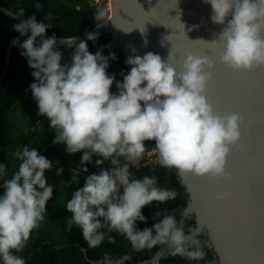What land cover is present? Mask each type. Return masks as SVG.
Here are the masks:
<instances>
[{
    "label": "clouds",
    "instance_id": "obj_1",
    "mask_svg": "<svg viewBox=\"0 0 264 264\" xmlns=\"http://www.w3.org/2000/svg\"><path fill=\"white\" fill-rule=\"evenodd\" d=\"M203 2L211 5V21L223 25L210 42L214 48L221 46L220 61L236 70L264 66V0ZM101 3L105 9H97L99 26L112 13L108 0L95 2ZM35 7L39 9L40 4ZM23 15L20 8L17 17ZM51 20V13L41 21L31 15L13 25L20 36H26L22 42L15 38L12 44L23 50L20 54L34 70L29 87L38 114L47 117L55 130L53 144L63 143L69 154L82 152L69 183L78 184L80 174L88 173L86 162L110 164L87 174L83 186L72 192L65 204L71 214L65 229L77 226L90 248L114 241L113 232L130 242L131 252L118 257L105 252L102 264H126L133 253L164 245L167 255L204 260L199 229L185 230V221L192 215L190 206L179 209V219L175 211L158 210L151 227L137 226V221L147 223L142 212L146 205L174 200L179 193L161 186L156 175L136 178L131 168L144 155L145 142L153 141L162 167L207 176L217 184L231 178L226 161L231 148L239 146L242 118L235 112L220 114L208 102L205 93L214 61L189 52L177 71L168 59L149 51L143 56L129 55L125 62L132 67L128 72L121 70L123 79L117 80L107 71L109 62L117 58L115 53L103 55L101 48L93 54L86 40L75 43V37L65 38L73 49L70 62L65 60L56 35L45 36ZM178 23L185 28L179 16ZM98 36L86 33L87 40L95 41ZM114 82L116 92L111 91ZM12 155L19 164L10 178L9 165L0 163V264H27L19 253L33 230L45 221L46 204L55 187L47 183L45 173L53 163L28 145ZM94 156L98 158L93 160ZM227 196V192H218L216 199ZM163 255L158 252L148 264H159Z\"/></svg>",
    "mask_w": 264,
    "mask_h": 264
},
{
    "label": "water",
    "instance_id": "obj_2",
    "mask_svg": "<svg viewBox=\"0 0 264 264\" xmlns=\"http://www.w3.org/2000/svg\"><path fill=\"white\" fill-rule=\"evenodd\" d=\"M111 1V17L90 32L99 33L98 37L109 34L125 61L129 55L143 56L149 51L164 61L168 59L177 71L189 52L207 55L214 61L205 93L208 102L220 114L235 112L242 118L239 146L231 148L226 161L231 178L217 184L207 176L179 175L196 216L198 235L207 231L208 244L219 264H264V66L236 70L220 61L221 46L214 48L210 42L223 25L211 21V5L203 0ZM0 11L26 19L6 7L0 6ZM178 16L185 28L178 23ZM81 40L88 41L86 33L75 37V43ZM57 45L68 46V42L57 37ZM12 46L11 43L7 64ZM127 66L129 71L132 66ZM218 192H227L228 196L216 199ZM158 252L165 254L166 245L155 255ZM152 258L136 264H148ZM99 261L102 264V259Z\"/></svg>",
    "mask_w": 264,
    "mask_h": 264
},
{
    "label": "trees",
    "instance_id": "obj_3",
    "mask_svg": "<svg viewBox=\"0 0 264 264\" xmlns=\"http://www.w3.org/2000/svg\"><path fill=\"white\" fill-rule=\"evenodd\" d=\"M39 3L37 9L35 4ZM0 6L13 10L16 14L20 8L24 9L26 18L35 15L38 21L51 13L52 27L46 30L47 35L55 34L59 38L77 37L101 24L100 17L96 16L97 9H105V4H95L94 0H0ZM20 22L0 11V163L8 167V176L18 169L19 161H16L12 153L24 145L35 148L39 154L44 155L52 161V169L46 171L47 183L54 184L53 197L47 202L45 221L33 230L25 248L19 253L27 261V264H95L93 261L102 259L105 252L118 257L124 253L131 252L130 242L120 234L112 233L114 241L105 240L95 248H90L84 241L80 229L73 225L70 231L65 229L67 218L70 217L65 204L71 198L72 192L82 187L85 176L97 172L99 167H110L109 162L96 166L87 163L88 173H81L79 183H69L73 171L77 169L82 152L69 154L65 151L63 143L53 144L55 130L49 126V121L41 126L38 118V107L34 100L29 85L34 81L31 75L33 69L28 66L27 58L20 53L23 51L18 46H12L10 62L7 64V53L12 41L19 35L13 25ZM44 22L47 23L45 20ZM26 39L22 36L20 41ZM88 50L95 53L103 48L102 54L108 55L109 51L116 55L115 60L109 62L107 71L115 74L117 80L121 70L128 71V66L120 49L115 48L110 35L98 37L95 41H86ZM65 60L70 62L73 49L69 46L57 45ZM111 91L116 92L115 82ZM146 151L140 161L133 165L131 171L136 178L144 175H156L158 183L167 188H174L179 194L174 200L164 203L153 202L146 205L142 212L148 218L147 223L137 221L141 229L151 227L155 222L152 217L158 210L175 211L179 219V209L189 206V194L182 179L174 168L162 167L157 163L156 156H151L154 151V142L146 141ZM98 157L94 156L93 160ZM2 183V181H0ZM3 189L0 188V193ZM196 228V216L192 213L191 218L185 221V230ZM204 243L206 256L201 261H188L176 255L162 256L161 264H205V261H215L219 264L214 250L208 244V234L204 230L199 236ZM78 243L79 246H73ZM60 246V247H59ZM161 246L152 249H144L133 253L131 261L126 264H136L152 258ZM86 250V252L83 251Z\"/></svg>",
    "mask_w": 264,
    "mask_h": 264
},
{
    "label": "rangeland",
    "instance_id": "obj_4",
    "mask_svg": "<svg viewBox=\"0 0 264 264\" xmlns=\"http://www.w3.org/2000/svg\"><path fill=\"white\" fill-rule=\"evenodd\" d=\"M100 2H104V1H103V0H100ZM108 7H112V1H111V0L108 1ZM110 13H111V12H109V15H110ZM107 14H108V13H107ZM38 118L41 119V126H42V125L44 126V124H45L46 122H48V119H47V117H45V116L38 115Z\"/></svg>",
    "mask_w": 264,
    "mask_h": 264
},
{
    "label": "built area",
    "instance_id": "obj_5",
    "mask_svg": "<svg viewBox=\"0 0 264 264\" xmlns=\"http://www.w3.org/2000/svg\"><path fill=\"white\" fill-rule=\"evenodd\" d=\"M94 1L97 2V3L100 2V0H94ZM104 1H105V0H104ZM108 1H109V0H108ZM120 76H121V75H120ZM121 77H122V76H121ZM156 154H157V153L154 151V152L151 153V156L154 157V156H156ZM156 158H157V156H156Z\"/></svg>",
    "mask_w": 264,
    "mask_h": 264
}]
</instances>
